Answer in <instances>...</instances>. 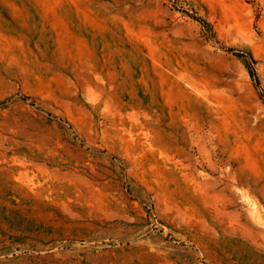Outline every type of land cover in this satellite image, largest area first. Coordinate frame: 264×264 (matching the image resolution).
Instances as JSON below:
<instances>
[{
    "label": "rangeland",
    "instance_id": "obj_1",
    "mask_svg": "<svg viewBox=\"0 0 264 264\" xmlns=\"http://www.w3.org/2000/svg\"><path fill=\"white\" fill-rule=\"evenodd\" d=\"M0 264H264V0H0Z\"/></svg>",
    "mask_w": 264,
    "mask_h": 264
}]
</instances>
